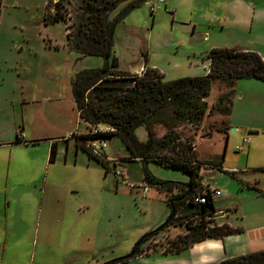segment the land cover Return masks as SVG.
<instances>
[{
    "label": "rangeland",
    "instance_id": "1",
    "mask_svg": "<svg viewBox=\"0 0 264 264\" xmlns=\"http://www.w3.org/2000/svg\"><path fill=\"white\" fill-rule=\"evenodd\" d=\"M46 1L0 0V142H6L11 132L19 130V126L22 128L21 134L30 138L33 127L36 122L39 123L36 120L37 112L57 113L64 134L84 129L73 100L71 78L79 70L102 67L104 59L94 55L82 56L70 50L66 40L67 23H47L44 19ZM54 1L50 0L51 3ZM151 1L134 9L116 26L114 51L120 70L138 68L137 73L140 74L145 68L141 65L153 67L154 64L158 70H163L165 80L198 76L188 73L205 70V60L194 53L199 52L200 47L211 44L253 49L264 54V36L259 34L253 23L251 12L244 10L249 1L257 3L264 0H164L155 12L149 9ZM71 2L73 6L78 4V0ZM122 6L112 11L110 17H114ZM232 13L234 19H231ZM213 84L214 89L206 99L209 108L215 105L221 94L230 90L226 82L219 78ZM15 91H31L38 100L29 105L15 104ZM224 118V115L213 109L198 126L182 123L178 130L183 139H191L194 148L199 138L214 134L210 140L200 144L198 151L203 155L214 154L216 150L224 152L223 162L227 167L263 168L264 129L257 134H245L249 147L246 144L244 150L238 151L236 147L243 144L242 137L231 135L225 144V140H221L220 134L216 133L218 127L224 126ZM163 132L162 127L157 128L158 136ZM136 135L140 140H145L144 127H138ZM105 152L108 156L121 159L118 167L122 169L126 183L118 182L111 172L105 176L104 168L99 164H94L89 172L86 169L65 170L60 164V179H73L78 187L76 198L81 203L91 205V212L79 218L86 232H45L44 258L48 263L119 264L121 262L117 259L132 251L135 242L145 233H140V229L151 222L149 210L140 205L137 194L139 187H131L147 185L143 181L141 162L124 159L128 153L116 137L107 138ZM195 152L199 158L197 149ZM8 164V149H0L3 171ZM147 168L161 179L188 180L187 174L182 171L155 162H148ZM149 188L152 192L153 189ZM173 190L176 192L178 188ZM103 191L109 198L105 213L101 212L102 202H99V193ZM68 203L71 202L65 199L64 204ZM54 205L57 206L58 202L55 201ZM192 218L189 217V220ZM204 220L208 226L219 223L214 216L205 219L198 217L192 223ZM101 229L110 232L104 258L99 254L94 255L96 252L92 256L87 252L90 245L87 244L86 236L91 234L88 239L95 242ZM171 230L152 235L142 245L141 252L171 247L168 241L184 234L187 228L184 224ZM23 234L14 232L12 237V233L8 232L9 237H6L9 245L15 244V247L21 248L15 252V264L29 262L24 248L30 242Z\"/></svg>",
    "mask_w": 264,
    "mask_h": 264
},
{
    "label": "trees",
    "instance_id": "2",
    "mask_svg": "<svg viewBox=\"0 0 264 264\" xmlns=\"http://www.w3.org/2000/svg\"><path fill=\"white\" fill-rule=\"evenodd\" d=\"M148 0H71L46 1L44 19L47 23L66 22V40L70 50L82 56L94 55L104 59L102 67L85 68L71 78V91L80 118L88 125H106L108 131L75 135L81 148L98 160L104 172H110L106 160L93 155L85 145L90 138L103 136L118 138L128 156L124 159L141 162L143 181L167 194L170 212L166 220L156 229L144 233L134 244L132 251L117 260L141 254L142 245L154 234L170 225H184L187 231L168 241L171 247L165 252H178L208 238H219L242 231L227 223L208 226L196 218L213 216L215 209L210 189L202 183L200 171L205 166L222 168L223 155L212 159L196 157V148L191 139H183L178 127L182 123L198 126L204 116L215 109L224 115V126L216 130L226 134L231 112L235 83L240 78H256L264 81V59L255 50L240 47H214L205 59L209 70L205 75L185 76L165 80L164 74L155 67L145 68L140 74L118 68V57L114 52L116 26L134 9ZM119 12L110 17L119 5ZM226 82L230 90L219 96L215 105L208 107L214 80ZM144 127L145 140L136 135L138 127ZM164 132L158 136L157 128ZM22 140L17 136L15 142ZM57 146L50 147L49 162L56 159ZM120 161L121 159L118 158ZM148 162L180 170L187 174V181L165 180L153 175ZM264 171L263 168H258ZM234 176V172H230ZM259 190L254 185H249ZM178 188L175 192L173 189ZM205 196L203 203L193 201L196 196ZM184 214V215H183ZM193 220H189V217ZM216 264H264V250L226 258Z\"/></svg>",
    "mask_w": 264,
    "mask_h": 264
},
{
    "label": "crops",
    "instance_id": "3",
    "mask_svg": "<svg viewBox=\"0 0 264 264\" xmlns=\"http://www.w3.org/2000/svg\"><path fill=\"white\" fill-rule=\"evenodd\" d=\"M244 10L251 12L253 23L259 34L264 36V2L249 1ZM231 16V19L235 18L234 13ZM214 47L219 46L211 44L207 47H200V51L194 53L205 60V70H197L188 73L189 75L207 74L209 61L205 59V55ZM261 56L264 59V54ZM140 67H145V65ZM127 71L137 73L138 68ZM213 89L214 84H212L211 93ZM13 97L15 104L29 105L38 100V97L31 91L25 93L15 91ZM77 113L79 115L78 110ZM58 116L61 117V114ZM37 117L36 120H39V123L36 122L30 138L21 134L22 128L19 126V130L11 132V137L6 138V142H0V149L9 151V164L6 170L3 171V167L0 166V232L2 233H0V264H15V252L21 249L19 246L15 247V244L7 243L8 232L12 233V237H14V232H23V236L29 240V246L24 248L26 249L25 254L29 256L28 264H63L48 263L44 258L45 232H86V230L83 231L85 228L79 218L82 214L86 215L91 212V205L81 203L76 198L78 187L73 183V179L65 181L60 179V164L65 170L73 171L86 169L89 172L94 164L103 167L98 160L81 148L74 136V134L86 133V130L91 129V125L84 122L80 116L84 129L71 130L65 134L62 131V121H59L57 113L37 112ZM228 120V132L226 134L216 132L220 134V139L225 140L226 144L231 135H237L243 138L242 141L246 139L241 150H244L246 144L249 147L248 139L244 135L249 131L259 133L264 129V81L256 78H240L236 81ZM213 135L199 138L196 146L198 157L212 159L223 155L224 161V152L220 153L216 150L214 154L203 155L198 151L200 144L210 140ZM17 136L22 140L21 142H15ZM53 142L57 146L56 159L54 162H49L48 157ZM248 154L247 151L246 155ZM258 168L227 167L223 162L221 169L205 166L200 171L204 186L210 190L221 191L220 195L213 197L215 209L213 216L219 220L218 224L227 223L232 227H241V232L219 238H208L178 252L153 249L130 259L119 260L118 262H121L119 264H216L226 258L264 250V171ZM230 172H234V176ZM104 175L106 176L105 172ZM113 177L118 182L126 183L124 175L120 178L114 175ZM249 185H254L261 191ZM144 186L147 185L131 186L139 187L137 194L140 198V205L149 210L151 214V222L141 228L140 233H146L159 227L170 212L166 202L167 194L151 186L152 192L149 186L144 191ZM101 194L99 193L101 199L99 202H102L100 210L105 213L109 198L104 191ZM65 199L71 203L64 204ZM55 201L58 202L57 206L54 205ZM179 226L183 225H170L160 232L164 230L172 232V227ZM98 232L95 242L88 239L92 236L91 234L86 236L87 244L90 245L87 252L91 256L96 252L94 255L99 254L104 258L110 232L102 229Z\"/></svg>",
    "mask_w": 264,
    "mask_h": 264
},
{
    "label": "built area",
    "instance_id": "4",
    "mask_svg": "<svg viewBox=\"0 0 264 264\" xmlns=\"http://www.w3.org/2000/svg\"><path fill=\"white\" fill-rule=\"evenodd\" d=\"M161 3H164V0H152L149 3V9L151 12H155L157 9L160 8ZM110 128L106 125L100 124V125H93L91 126V129L88 133H96L98 131H108ZM246 141V139L243 140V143ZM85 145L90 150V152L100 157L104 160H106L110 167V172L116 177L120 178L123 177L124 173L121 168H119V159L117 157L108 156L105 152V148L107 147V138L103 136H97L90 138L86 141ZM236 149L241 150L243 149V144H240L236 147ZM148 189L147 186H144L143 190L146 191ZM210 194L212 197L218 196L221 194V191L218 189L210 190ZM206 197L205 196H196L194 197L193 201L195 203H203L205 202Z\"/></svg>",
    "mask_w": 264,
    "mask_h": 264
},
{
    "label": "water",
    "instance_id": "5",
    "mask_svg": "<svg viewBox=\"0 0 264 264\" xmlns=\"http://www.w3.org/2000/svg\"><path fill=\"white\" fill-rule=\"evenodd\" d=\"M257 132H255V131H249L248 132V135H252V134H256Z\"/></svg>",
    "mask_w": 264,
    "mask_h": 264
}]
</instances>
